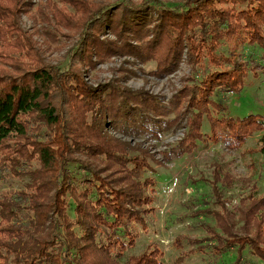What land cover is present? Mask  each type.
I'll use <instances>...</instances> for the list:
<instances>
[{
  "label": "trees",
  "instance_id": "trees-1",
  "mask_svg": "<svg viewBox=\"0 0 264 264\" xmlns=\"http://www.w3.org/2000/svg\"><path fill=\"white\" fill-rule=\"evenodd\" d=\"M48 1L56 25L79 32L64 69L47 62L22 27L28 2L0 0V179L29 178L0 199V264H166L157 241L132 253L156 210L155 156L145 142L111 131L157 141L183 115L187 132L162 152L164 163L208 141L243 150L264 132V115L234 117L228 99L249 70L264 67L238 53L245 43L264 49V0ZM116 56L153 61L156 77L186 63L190 75L169 105L118 81L85 79L86 70ZM248 151L264 154V133ZM213 174L203 178L211 198L189 217L206 215L218 225L206 223L209 236L189 242L202 253L236 251L243 260L247 250L264 262V195L255 186L240 200L239 232L226 198L234 180L220 165Z\"/></svg>",
  "mask_w": 264,
  "mask_h": 264
},
{
  "label": "rangeland",
  "instance_id": "rangeland-1",
  "mask_svg": "<svg viewBox=\"0 0 264 264\" xmlns=\"http://www.w3.org/2000/svg\"><path fill=\"white\" fill-rule=\"evenodd\" d=\"M28 4L22 6L21 25L36 43L47 62L61 69L67 67L69 49L79 39L77 30L58 27L52 17L48 0H25ZM101 5H109L117 0H87ZM140 3L143 0H132ZM169 4H176L180 0H161ZM59 7H64L56 1ZM69 11H73L66 6ZM238 53L244 61L253 58L264 66V49L258 44L245 43L238 48ZM155 63H144L130 56L112 57L105 63L98 64L96 69L85 71V79L93 85L118 81L122 86L135 92L147 91L157 96L165 105L173 100L182 88L185 79L190 75V67L182 63L180 69L173 74L156 77L151 74ZM229 111L234 117H245L251 114L264 115V67L249 70L244 79L243 88L237 93L230 94L228 99ZM172 109V107H171ZM180 113L171 114L173 118ZM180 127L164 131L162 138L157 141H144L145 137L134 139L123 131H111V134L133 140L137 144L144 143L155 156L152 174L156 177L157 186L154 193V212L147 216L149 231L141 230L136 248L132 253L139 254L153 241L160 243L164 251L166 264H264L262 259L245 250L243 260L236 251L219 255L208 249L207 253L200 252L196 245L188 239H203L208 233L204 225L217 227L213 217L201 215L189 217L192 211L204 208L203 200H209L212 195L210 186L203 178L214 179L216 166L220 165L222 172L233 178V182L226 192L227 207L232 212L229 216L236 220L235 228L241 232L240 200L246 196L249 189L257 186L259 195H264V154L261 152L250 154L248 149L258 146L264 132L250 137L240 151L228 150L222 142L200 143L199 148L192 154L185 155L169 163L162 160V152L183 138L187 132L186 120L181 115ZM203 130L209 133L210 124L204 120ZM29 178L0 179V199L3 193L14 192L26 188ZM220 184V183H219ZM206 224V225H207ZM205 225V227H206ZM201 227V228H200ZM131 253V251L129 252Z\"/></svg>",
  "mask_w": 264,
  "mask_h": 264
}]
</instances>
